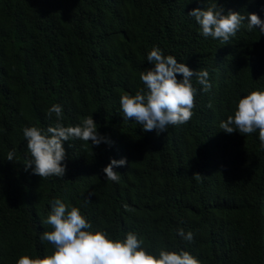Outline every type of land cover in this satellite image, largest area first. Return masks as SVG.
<instances>
[{"label":"trees","instance_id":"obj_1","mask_svg":"<svg viewBox=\"0 0 264 264\" xmlns=\"http://www.w3.org/2000/svg\"><path fill=\"white\" fill-rule=\"evenodd\" d=\"M113 3L0 0V264L53 253L40 235L52 230L42 222L56 199L79 208L91 231L121 240L134 232L156 255L163 248L201 264H264V146L258 130L220 129L240 98L264 91V35L245 22L222 44L188 15L217 3L264 20V0H130L108 9ZM140 16L148 17L143 24ZM153 48L207 70L212 84L197 92L188 123L159 135L125 119L120 105L122 95L147 92L140 74L154 67ZM191 83L200 85L195 76ZM54 104L64 126L92 115L111 143L66 141L65 176L41 178L25 170L23 129L54 126ZM113 158L127 160L114 168L118 182L103 172Z\"/></svg>","mask_w":264,"mask_h":264},{"label":"clouds","instance_id":"obj_2","mask_svg":"<svg viewBox=\"0 0 264 264\" xmlns=\"http://www.w3.org/2000/svg\"><path fill=\"white\" fill-rule=\"evenodd\" d=\"M112 1L114 3L108 9H117L119 4L125 5L130 0ZM96 2L100 3L101 0ZM188 15L195 19L205 38L219 39L222 44L235 37L245 22L248 31L258 28L259 34L264 35V20L254 12L244 15L229 10L225 13L222 6L212 3L207 8L192 9ZM145 18L148 17L140 16L136 23L143 24ZM147 61L154 65L140 74L147 92L142 90L135 95H122L120 105L125 119L134 120L142 125L144 131H155L159 135L167 131L169 126L188 123L196 107L197 92L201 87L204 92L210 91L212 84L207 70L193 71L187 66L191 64L187 59H184L186 65L172 55L165 56L158 48L148 53ZM194 62L200 63L199 58L194 56ZM178 74L182 79H177ZM194 76L200 85H192ZM53 114L56 117L54 126L46 130L36 126L23 129L30 154L24 165L25 170L31 169L33 174L41 178L65 176L67 153L64 142L79 139L96 146L102 142L111 143L98 132L92 115L76 126H64L61 122V105L54 104L48 109L47 116L50 118ZM220 129L228 134L238 130L243 135L258 130L260 143L264 146V91L254 90L240 98L234 116L229 115L226 121H222ZM14 155V151H10L7 160L13 161ZM126 164V158L111 159L103 168L105 179L118 182L120 177L114 168ZM91 195L89 193V197ZM89 197H85L86 202L90 201ZM51 207V213L42 224L49 225L52 230L42 232L40 240L53 245V253L42 258L23 255L16 264H201L199 259L184 250L176 252L160 248L158 255L153 254L143 247V238L138 239L134 232H129L121 240L112 239L101 230L91 231L92 224L81 214L80 209L69 208L59 199L52 202ZM179 236L189 243L194 240L191 231L185 233L180 229Z\"/></svg>","mask_w":264,"mask_h":264},{"label":"bare ground","instance_id":"obj_3","mask_svg":"<svg viewBox=\"0 0 264 264\" xmlns=\"http://www.w3.org/2000/svg\"><path fill=\"white\" fill-rule=\"evenodd\" d=\"M215 200V199H214Z\"/></svg>","mask_w":264,"mask_h":264}]
</instances>
